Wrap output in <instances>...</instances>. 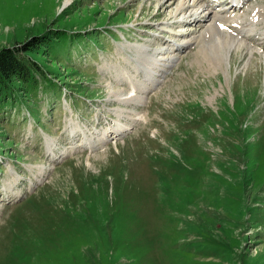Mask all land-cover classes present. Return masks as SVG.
Here are the masks:
<instances>
[{
  "label": "rangeland",
  "instance_id": "obj_1",
  "mask_svg": "<svg viewBox=\"0 0 264 264\" xmlns=\"http://www.w3.org/2000/svg\"><path fill=\"white\" fill-rule=\"evenodd\" d=\"M64 1L0 0V50L62 33L0 109V264H264V0Z\"/></svg>",
  "mask_w": 264,
  "mask_h": 264
},
{
  "label": "trees",
  "instance_id": "obj_2",
  "mask_svg": "<svg viewBox=\"0 0 264 264\" xmlns=\"http://www.w3.org/2000/svg\"><path fill=\"white\" fill-rule=\"evenodd\" d=\"M61 35L52 36L47 33L19 46L0 50V109L5 108L11 98L15 97L14 82L20 86L34 84L40 68L30 54L39 52L41 48H49L54 39Z\"/></svg>",
  "mask_w": 264,
  "mask_h": 264
},
{
  "label": "bare ground",
  "instance_id": "obj_3",
  "mask_svg": "<svg viewBox=\"0 0 264 264\" xmlns=\"http://www.w3.org/2000/svg\"><path fill=\"white\" fill-rule=\"evenodd\" d=\"M170 1H172V3L174 4L175 3V1L176 0H170ZM243 1L244 0H232L231 1V3H232V8L233 7H238L240 4H242L243 3ZM71 0H65L64 1V7H67V6H69L70 4H71ZM173 4H168V5H173ZM199 5V3L198 2H196L195 3V7H197ZM185 6L186 5H181V7L179 8V14L182 16V17H177V22H185V23H188V24H191L190 25V27H188L189 29H188V31H189V33L191 34V32H192V34H194L193 35V37H191V39L190 40H193L194 38H196V43L197 42H199L198 41V39L200 38V36L199 37H197L195 34H197V33H199L200 31H201V29H199V26H200V24L203 22L202 21V18L200 19V20H198V18H196L195 17V15L194 14H192V15H190L189 17H187L186 16V12H185ZM237 9V8H236ZM178 15V14H177ZM206 16V15H205ZM209 16H207V18H208ZM183 18V19H182ZM180 19H182V21H179ZM178 23V24H179ZM196 26L195 28H193V27H191V26ZM174 29V28H173ZM215 30H216V32H217V35H218V37H214V42H213V44H211V46H208V47H211V48H214V50L216 49L217 51L215 52V53H217L218 52V50H221L222 52H227L228 54L231 52V50H233V49H235L236 51H238V50H240L241 49V46H244V43H243V41H241V40H239L238 42L236 41L237 40V38L235 37V36H230V41H226L225 39L224 40H221L222 39V36H221V29H220V25H219V27L217 28H215ZM244 30V29H243ZM186 31V30H185ZM214 31V30H213ZM212 31V32H213ZM220 31V32H219ZM210 36V35H209ZM241 36V35H240ZM227 37V36H226ZM189 43V40H187V42L185 43L186 45ZM200 43V42H199ZM237 43V44H236ZM186 45H183L182 47L184 48ZM210 45V44H209ZM205 46H207V45H205ZM176 48V47H175ZM182 48V49H183ZM174 49V48H173ZM174 50H181V48H179V49H174ZM204 51H206V50H204ZM209 52V51H208ZM219 54V53H218ZM146 54H144V53H142V56L141 57H145V59H146V56H145ZM220 56V54L218 55V57ZM225 56V55H224ZM227 56V55H226ZM173 58L172 57H170L168 60H167V62H171V60H172ZM219 59V58H218ZM224 59V58H223ZM221 60V59H220ZM151 75V74H150ZM122 130V127H118L117 128V131L118 132H116L117 133V135H119V134H121L122 132H124L125 130H123V131H121ZM127 131V130H126Z\"/></svg>",
  "mask_w": 264,
  "mask_h": 264
}]
</instances>
